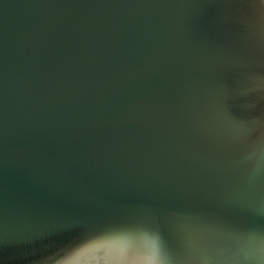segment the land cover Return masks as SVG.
<instances>
[{
    "label": "water",
    "instance_id": "95a60500",
    "mask_svg": "<svg viewBox=\"0 0 264 264\" xmlns=\"http://www.w3.org/2000/svg\"><path fill=\"white\" fill-rule=\"evenodd\" d=\"M262 105L264 0H0V264H264Z\"/></svg>",
    "mask_w": 264,
    "mask_h": 264
},
{
    "label": "clouds",
    "instance_id": "9594fccd",
    "mask_svg": "<svg viewBox=\"0 0 264 264\" xmlns=\"http://www.w3.org/2000/svg\"><path fill=\"white\" fill-rule=\"evenodd\" d=\"M248 131L250 133L255 132V131H264V105H262V111H261L260 116L257 118H254L251 121L250 126L248 127ZM96 238L97 237H90V238H86L84 240H81V241L77 242L76 244H74L73 246L69 247L68 249L62 251L61 253H68V252L74 251L76 249H79L81 247H84L85 245L91 243L92 240H94ZM60 254H58L56 256H59ZM150 264H164V261L159 256H152Z\"/></svg>",
    "mask_w": 264,
    "mask_h": 264
}]
</instances>
